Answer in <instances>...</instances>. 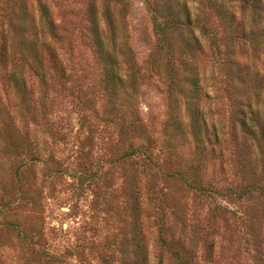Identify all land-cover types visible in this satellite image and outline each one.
<instances>
[{
  "label": "rangeland",
  "instance_id": "rangeland-1",
  "mask_svg": "<svg viewBox=\"0 0 264 264\" xmlns=\"http://www.w3.org/2000/svg\"><path fill=\"white\" fill-rule=\"evenodd\" d=\"M20 1L0 0V264H124V257L131 258L135 253L147 264H178L170 255L173 247L158 240V214L152 205L150 212L143 203L137 222L134 220L129 195L132 175L142 184L148 177L164 187L172 211L165 209L166 231L161 235L169 243L182 240L186 249L195 254L197 264H210L211 259L216 264H264V195L254 192L236 201L222 190L223 186L235 188L239 181L249 178L243 177L245 172L250 173L242 166V155L254 163L257 154L251 142L254 138L239 127L237 117L241 111L237 101L249 97L264 125V80L256 75L254 81L251 75L253 70L264 75V54L256 56L253 52L260 44L242 39L233 42L228 53L226 41L220 38L222 30L213 34V44L207 37L202 39L205 53L200 57V69L210 95L203 104L205 116L216 125L222 144L217 147L220 157L210 159L207 155L203 162V172L211 179L215 192L201 198L180 181L162 182L154 169L134 163L138 157L124 163L120 160L130 137L122 133L120 122L112 115L116 110L118 113V105L112 102L106 111L101 110L107 98L90 34L91 0H25L36 26L40 24L39 3L49 8L57 37L37 31L36 39L39 43L45 41L57 58L60 65L56 69L62 68V62L71 75L67 72L69 80L65 82L53 76L58 75L55 71H49V90L44 99L31 67L24 66L31 101L29 110L17 107L7 74L13 61L19 60L21 38L13 23ZM93 1L100 18L98 24L102 25L103 15H108L121 31L119 40L128 45L137 66L146 70L135 84L132 108L138 122L127 126L138 129L143 123L150 134L159 137V147L168 104L161 74L149 71L148 61L157 44L150 20L152 0ZM186 1L194 15L198 14L208 28L217 30L212 0ZM27 37L34 39L30 32ZM217 46L220 52L215 50ZM41 51L46 63L52 59L42 48ZM232 58L239 62L238 72L229 68ZM241 78L244 84L239 83ZM83 94L95 98L98 113L82 108ZM241 110L249 114L246 106ZM248 122L257 129L254 122ZM4 134L24 139H2ZM144 137L138 141L144 142ZM188 153L185 150L183 158ZM156 161L160 171L173 169L164 161V155ZM253 170L259 177V169ZM256 182L264 185V179ZM147 212L151 213L148 219ZM181 221L186 222V227ZM204 238L214 240L212 254ZM255 246H261L259 258Z\"/></svg>",
  "mask_w": 264,
  "mask_h": 264
},
{
  "label": "trees",
  "instance_id": "trees-1",
  "mask_svg": "<svg viewBox=\"0 0 264 264\" xmlns=\"http://www.w3.org/2000/svg\"><path fill=\"white\" fill-rule=\"evenodd\" d=\"M20 2L18 6L19 14L17 20L13 23L21 38L18 46L19 60L17 62L13 61L11 64L12 69L7 74V81L18 100L17 107L22 110L24 108L29 110L31 96H29L30 90L26 79L23 77L24 66L31 67L33 74L39 81V89H41L44 99L49 90V71H55L58 75L53 74V76L65 82L69 80L68 77L71 73L66 71L62 62V68L56 69L57 64L60 65L57 58L53 56L45 41L39 43L36 39L37 31L41 35L47 33L50 36H56L57 27L51 17L49 8L44 3H39L40 19L38 22L40 24L36 26L32 23V18L25 7V0ZM212 2L215 9V19L218 23L217 30L208 28L198 14L194 15L186 0H152L149 3L150 20L157 37L156 48L148 61L149 71L156 72L158 75L161 74L168 104L167 118L162 129L163 139L160 141L159 147L156 140L159 137L150 134L143 123L140 124L138 129H131L129 125L127 126L129 122H138V117L136 113H133L132 108L133 105L135 106V84L136 81L145 76L146 70L142 66H137L128 45L124 44L121 41L122 39L119 40L121 31H117L114 21L108 15H103L105 20L102 25L98 24L100 18L97 17L94 8L96 2L91 0L88 7L90 8L89 23L92 44H94L96 57L101 64V87L107 98L106 105H103L105 108L101 110L106 111L107 105H111L112 102L118 105V113L116 110L112 115L120 122L122 133L130 137L127 148L120 155V160L124 163V160L138 157L136 160L134 159V163H140L149 170L154 169L153 172H158L160 178L158 179L162 182L180 181L187 189H190V192L201 194V198H204V194L215 192L214 184H212L211 179H207L203 172L202 168L205 165L203 162H205L207 155L210 159L220 157L221 154L217 147L222 144L216 125L209 123L205 116L203 104L210 98V95L205 88L204 81H202L203 77L200 69V57L205 53L202 39L207 37L213 44V34L216 35L217 31L222 30L220 38L226 41L224 46H228V53L233 42H239L243 39L252 45L260 44L258 48H253L256 56L259 52L264 54V50H262V43L264 44V0H212ZM29 32L34 36V39L27 37ZM108 32L110 36H107ZM41 48L52 58L47 60V63L43 58L44 53ZM215 50L220 52L218 46ZM2 54L5 56V49H3ZM161 57L165 59L163 60ZM238 64L239 62L233 58L228 61L229 68H232L235 72H238ZM255 71L257 70L251 71L254 81L256 75H259V79L263 81L264 75L260 76ZM236 77L240 78L238 73ZM246 77L247 81H250L251 78L248 75ZM239 83L244 84V80L239 79ZM73 89L77 91L76 88ZM257 92L255 91V96L256 94L258 96ZM91 96L83 94L80 105L83 106V109H88L92 114H96L98 113L96 101ZM248 100L249 97H245L237 101L238 110L241 111L237 121L239 127L254 138L251 139V142L255 145L257 154L253 158L254 163L246 161L242 155V166L246 167L250 173L247 175L242 170L245 172L243 177L249 176V178L239 181L234 186L235 188L223 186L222 189L226 195H231L236 201L248 198L254 192L264 195V185L256 182L258 179H264V125H262L259 109L254 108ZM125 106L128 109H124ZM243 106L249 109L248 115H245L241 110ZM4 109L6 110V108ZM248 121L254 122L257 129ZM11 125L13 126L12 122ZM10 135L12 136V133ZM141 136H145L144 142L138 141ZM2 139L16 140L24 139V137L17 135L11 138L4 134ZM153 141H155V145ZM156 150H158L157 153H155ZM185 150H188L189 153L188 157L183 158L182 155ZM162 155H164V161L169 166H173L172 170L160 171L157 167L156 159L161 158ZM179 157L181 158L179 159ZM223 167L224 164L220 167V170L225 169ZM255 167L259 169L257 173L259 177H256L253 170ZM153 172H151V177H154ZM130 182L131 208L133 214L136 215L134 220L137 222V214L143 203L148 206L147 211H150L149 208L152 205L155 213L158 214V219H156L158 220V240L164 246L173 247L170 255L178 264H197L195 254L190 248L186 249L182 240L170 241L169 243L164 235H161L166 231L165 209L172 211L164 187L156 185V182L148 177H146V183L142 184V181H137L135 175H132ZM158 197L160 199L156 203ZM150 214L147 212V219L150 218ZM181 222L183 227H186V222ZM257 232L255 231V233ZM189 238L191 239L192 236ZM203 240L209 245L208 251L212 254L214 240H208L207 238ZM244 241L246 242V238ZM248 242H251V240H248ZM260 247L255 246L257 257L260 255ZM134 255L131 258L126 255L124 264H147L142 261L144 257L141 258L139 253ZM55 260L57 261L56 258H54ZM208 262L216 264L212 259ZM258 264H261V261Z\"/></svg>",
  "mask_w": 264,
  "mask_h": 264
}]
</instances>
